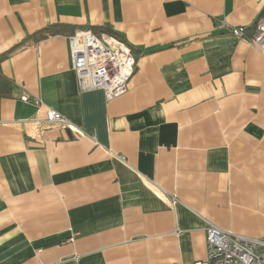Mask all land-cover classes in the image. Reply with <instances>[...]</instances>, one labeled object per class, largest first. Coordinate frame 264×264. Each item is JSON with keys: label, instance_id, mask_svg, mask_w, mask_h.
I'll return each instance as SVG.
<instances>
[{"label": "crops", "instance_id": "obj_1", "mask_svg": "<svg viewBox=\"0 0 264 264\" xmlns=\"http://www.w3.org/2000/svg\"><path fill=\"white\" fill-rule=\"evenodd\" d=\"M262 20L264 0H0V55L65 29L1 64L0 264H199L207 225L263 238ZM100 27L136 59L111 100L69 55Z\"/></svg>", "mask_w": 264, "mask_h": 264}, {"label": "built area", "instance_id": "obj_2", "mask_svg": "<svg viewBox=\"0 0 264 264\" xmlns=\"http://www.w3.org/2000/svg\"><path fill=\"white\" fill-rule=\"evenodd\" d=\"M250 41L260 45L264 41V20L253 27ZM230 33L238 39L245 36L244 29L233 28ZM69 55L72 70L77 77L80 91L102 90L107 100L123 96L128 90L129 81L136 68V59L123 41L111 35H95L90 31H76L69 37ZM23 102L37 99L26 95ZM48 123H60L75 127L52 110L45 112ZM124 161V158L121 157ZM174 200V197H172ZM206 259L199 264H264V237L253 239L233 235L213 225H207Z\"/></svg>", "mask_w": 264, "mask_h": 264}, {"label": "trees", "instance_id": "obj_3", "mask_svg": "<svg viewBox=\"0 0 264 264\" xmlns=\"http://www.w3.org/2000/svg\"><path fill=\"white\" fill-rule=\"evenodd\" d=\"M254 27V26H253ZM251 27V30L254 31V28ZM90 30L97 31V33H105L107 35L113 34L112 31H110L107 27H100V28H90ZM65 29H63L61 26H48L30 36H28L26 39H24L21 43L13 46L10 50L0 55V98H9L12 95V81H10L7 77H5L1 71V64L3 61H5L13 52H15L17 49L22 46L27 41L37 42L41 39H43L46 35H51L55 33H64ZM244 32L246 34L247 29H244ZM253 32L251 33L252 36Z\"/></svg>", "mask_w": 264, "mask_h": 264}]
</instances>
